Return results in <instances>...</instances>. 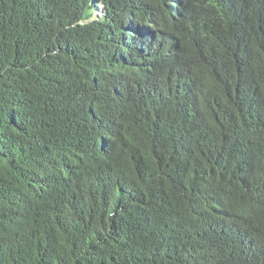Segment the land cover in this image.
Listing matches in <instances>:
<instances>
[{
  "label": "trees",
  "instance_id": "16d2710c",
  "mask_svg": "<svg viewBox=\"0 0 264 264\" xmlns=\"http://www.w3.org/2000/svg\"><path fill=\"white\" fill-rule=\"evenodd\" d=\"M0 264H264V0H0Z\"/></svg>",
  "mask_w": 264,
  "mask_h": 264
},
{
  "label": "clouds",
  "instance_id": "9594fccd",
  "mask_svg": "<svg viewBox=\"0 0 264 264\" xmlns=\"http://www.w3.org/2000/svg\"><path fill=\"white\" fill-rule=\"evenodd\" d=\"M101 11H103V7H98L97 10L93 13V16L96 17Z\"/></svg>",
  "mask_w": 264,
  "mask_h": 264
}]
</instances>
